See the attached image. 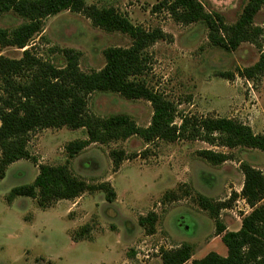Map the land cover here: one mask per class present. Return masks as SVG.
Returning <instances> with one entry per match:
<instances>
[{"label": "rangeland", "instance_id": "374dc122", "mask_svg": "<svg viewBox=\"0 0 264 264\" xmlns=\"http://www.w3.org/2000/svg\"><path fill=\"white\" fill-rule=\"evenodd\" d=\"M162 0H84L87 5L113 8L134 26L161 29L171 42L158 41L148 49L151 65L142 77L147 86L172 101L179 115L228 118L264 134V78L247 81L238 71L253 66L264 52V39L257 45L243 43L236 51H225L208 41L202 23L181 25L165 12L152 13ZM208 13H219L227 25L234 24L247 0H198ZM26 21L13 12L0 16V29L13 30ZM264 27V7L254 19ZM131 39L119 32L93 27L84 16L63 11L43 21L42 32L30 46L19 50L1 48L0 56L19 60L30 49L37 58L64 67L62 50L79 53L78 67L84 73L104 67L103 51L128 48ZM87 111L105 118L128 115L138 126H148L151 105L144 100H126L113 93H93ZM177 123L179 120H176ZM84 129H43L29 135L27 149L36 163L21 160L7 167L0 179V264H161L160 251L188 243L193 259L210 252L226 256V247L217 235L215 221L200 209L198 197L213 204L236 198L229 209L240 219L249 213L238 196L244 177L241 164L264 174V154L246 148L211 147L200 141H155L138 137L108 144H90L74 158L65 146L86 140ZM123 151L125 160L115 172L109 152ZM224 153L230 160L213 166L198 152ZM67 165L70 172L90 184L108 183L115 192L112 203L102 192L84 194L73 201L62 200L41 210L33 199L17 197L7 201L10 191L32 184L38 165ZM175 194L178 200L164 201ZM154 213L155 233L148 235L138 219ZM237 218L221 210L218 220L231 231ZM88 225V240L73 241L75 233Z\"/></svg>", "mask_w": 264, "mask_h": 264}, {"label": "trees", "instance_id": "16d2710c", "mask_svg": "<svg viewBox=\"0 0 264 264\" xmlns=\"http://www.w3.org/2000/svg\"><path fill=\"white\" fill-rule=\"evenodd\" d=\"M264 7V0H247L238 20L227 25L219 13H208L198 0H162L152 7V13L165 12L181 25L202 23L208 29V41L225 51H236L243 43L257 45L264 39V27L254 25V19ZM63 11L80 14L93 27L106 32H119L131 39L128 48L112 47L103 51L104 67L97 72L84 73L78 67L79 53L65 49L64 67H56L33 55L30 49L19 60L0 56V179L7 167L21 160L36 163L27 149L29 135L43 129H84L86 140H76L65 146L68 158H74L90 144H108L138 137L144 143L155 141H200L211 147L246 148L264 154V134L228 118H208L182 115L176 105L162 93L147 86L144 77L150 70L148 49L158 41L171 42V36L161 29L145 30L113 8L87 5L84 0H0V16L13 12L26 22L13 30L0 29V47L19 50L30 46L42 32L43 21ZM247 81L264 78V52L251 67L238 71ZM93 93H113L126 100H144L151 105L152 116L146 127L138 126L128 115L115 114L105 118L87 111V101ZM179 120L177 123L176 120ZM198 156L213 166L230 160L224 153L202 150ZM113 170L127 160L123 151L109 152ZM244 181L240 196L251 211L241 219L237 231H226L218 220L219 212L230 207L233 193L226 202L213 204L198 197L200 209L215 221L217 235L226 247L227 255L210 252L201 259H191L192 246L183 243L171 250H161V264H264V174L248 164H241ZM105 194L112 203L115 192L108 183L90 184L74 176L67 165H38V175L32 184L12 189L7 201L29 198L45 210L55 203L73 201L93 192ZM176 201L175 194L163 200ZM157 216L148 213L138 219L146 234L155 233ZM90 227H82L73 241L88 240Z\"/></svg>", "mask_w": 264, "mask_h": 264}, {"label": "crops", "instance_id": "0c3cea01", "mask_svg": "<svg viewBox=\"0 0 264 264\" xmlns=\"http://www.w3.org/2000/svg\"><path fill=\"white\" fill-rule=\"evenodd\" d=\"M239 195V197H240V193H238ZM222 210H225V212H228V214L230 215V216H232V219L234 218V216L237 218V220L235 221L236 223H238L239 224V226H238V228H236V229H234V230H231V231H237L239 228H240V226H241V219L244 217V216H246V215H248V213L247 214H243V216H241V219H240V217L238 218L235 214H234V210L233 209H229V208H226V209H222ZM228 228V227H227ZM227 228H225V230H228ZM218 236H221V235H218ZM180 246V245H179ZM178 246V247H179ZM226 253H227V250L225 251ZM227 255V254H226ZM222 257H225V256H222ZM103 264H106V263H103Z\"/></svg>", "mask_w": 264, "mask_h": 264}, {"label": "built area", "instance_id": "2783aa9c", "mask_svg": "<svg viewBox=\"0 0 264 264\" xmlns=\"http://www.w3.org/2000/svg\"><path fill=\"white\" fill-rule=\"evenodd\" d=\"M240 199H241V202L243 203L244 207L247 209L249 208V213H250V211H251L250 207L247 205V203L245 202V200L241 196H240Z\"/></svg>", "mask_w": 264, "mask_h": 264}]
</instances>
